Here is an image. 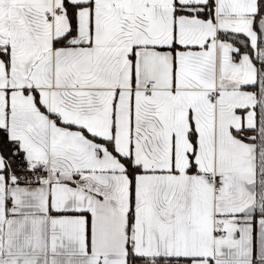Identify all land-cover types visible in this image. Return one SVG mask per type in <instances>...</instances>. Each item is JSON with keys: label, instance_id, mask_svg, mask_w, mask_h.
<instances>
[{"label": "snow or ice", "instance_id": "snow-or-ice-1", "mask_svg": "<svg viewBox=\"0 0 264 264\" xmlns=\"http://www.w3.org/2000/svg\"><path fill=\"white\" fill-rule=\"evenodd\" d=\"M0 264H264V0H0Z\"/></svg>", "mask_w": 264, "mask_h": 264}]
</instances>
